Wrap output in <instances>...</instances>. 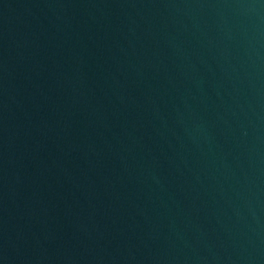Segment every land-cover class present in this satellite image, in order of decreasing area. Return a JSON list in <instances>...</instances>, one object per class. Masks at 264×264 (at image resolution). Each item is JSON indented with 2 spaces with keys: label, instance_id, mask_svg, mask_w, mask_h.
<instances>
[{
  "label": "water",
  "instance_id": "obj_1",
  "mask_svg": "<svg viewBox=\"0 0 264 264\" xmlns=\"http://www.w3.org/2000/svg\"><path fill=\"white\" fill-rule=\"evenodd\" d=\"M0 264H264V0H0Z\"/></svg>",
  "mask_w": 264,
  "mask_h": 264
}]
</instances>
